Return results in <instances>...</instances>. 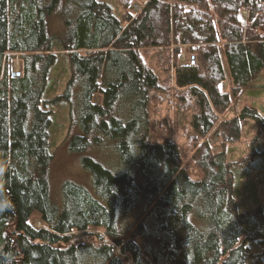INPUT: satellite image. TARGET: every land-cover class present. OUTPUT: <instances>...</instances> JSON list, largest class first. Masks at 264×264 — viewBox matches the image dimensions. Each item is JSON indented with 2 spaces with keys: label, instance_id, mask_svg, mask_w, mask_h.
Masks as SVG:
<instances>
[{
  "label": "trees",
  "instance_id": "16d2710c",
  "mask_svg": "<svg viewBox=\"0 0 264 264\" xmlns=\"http://www.w3.org/2000/svg\"><path fill=\"white\" fill-rule=\"evenodd\" d=\"M131 3L117 17L99 0H0V264H264V200L238 209L227 159L246 120L264 134V114L231 103L264 69V0ZM52 40L87 176L54 195L40 104ZM175 126L181 143L159 138ZM247 241L263 249L246 262Z\"/></svg>",
  "mask_w": 264,
  "mask_h": 264
},
{
  "label": "rangeland",
  "instance_id": "374dc122",
  "mask_svg": "<svg viewBox=\"0 0 264 264\" xmlns=\"http://www.w3.org/2000/svg\"><path fill=\"white\" fill-rule=\"evenodd\" d=\"M107 3L112 13L119 17L121 8L118 7V0H99ZM132 3L128 8L136 12L141 3L145 0H131ZM242 16L245 12L242 11ZM58 29L55 27L54 31ZM54 33V32H53ZM51 52L55 55V62L50 66L47 75L46 89L41 99V106L52 112L51 125L48 129V144L53 154V164L51 166L50 181L51 195L57 193L59 183L65 178H71L78 183L87 181V176L78 163L76 155L71 154L67 147V141L73 134L80 132L79 124L69 115L70 101L60 97L56 99V95H62L66 87L67 77L69 75V63L67 51L61 48L56 40H52ZM186 60L183 55L179 57ZM224 68L226 67L223 61ZM20 70V54L14 53V58L10 63V72L14 73ZM224 86V85H222ZM98 97L95 96V100ZM44 100V101H43ZM231 103L236 106L247 105L255 107L262 112L264 107V69L258 72L250 82V86L245 88L239 97H231ZM165 120V118H164ZM187 124V123H186ZM188 125V124H187ZM166 126H168L166 124ZM160 132V139L174 138L181 143L183 137H179L182 132L175 130L176 126L171 128H163ZM214 128L207 133L206 138L212 139ZM264 134H257V127L251 120H246L243 124V132L238 143L233 145L234 149L228 151L227 159L230 161V167L235 175V188L238 191L234 193L235 200L239 210L254 204L255 201L264 200V182H260L259 178L264 177V152L263 141ZM218 148V145L213 147ZM104 154V152H100ZM98 155V154H97ZM103 156V155H102ZM260 199V200H259ZM31 224L35 227L42 225L37 213H32L29 218ZM90 230L100 231L98 228H89ZM247 250L244 252V260L247 262L251 254L262 251L263 244L253 241H247ZM117 252V250H115ZM118 253V252H117ZM121 258L128 263V257L122 255Z\"/></svg>",
  "mask_w": 264,
  "mask_h": 264
},
{
  "label": "clouds",
  "instance_id": "9594fccd",
  "mask_svg": "<svg viewBox=\"0 0 264 264\" xmlns=\"http://www.w3.org/2000/svg\"><path fill=\"white\" fill-rule=\"evenodd\" d=\"M11 201L9 200H0V212L7 210L11 207Z\"/></svg>",
  "mask_w": 264,
  "mask_h": 264
},
{
  "label": "water",
  "instance_id": "95a60500",
  "mask_svg": "<svg viewBox=\"0 0 264 264\" xmlns=\"http://www.w3.org/2000/svg\"><path fill=\"white\" fill-rule=\"evenodd\" d=\"M19 74V71H16V72H12V75H18Z\"/></svg>",
  "mask_w": 264,
  "mask_h": 264
}]
</instances>
